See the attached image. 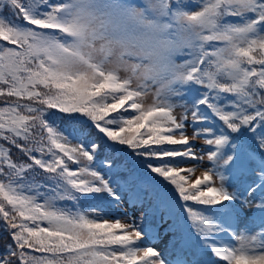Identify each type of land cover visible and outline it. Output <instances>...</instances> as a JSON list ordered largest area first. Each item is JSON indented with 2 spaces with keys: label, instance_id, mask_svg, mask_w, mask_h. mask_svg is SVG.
<instances>
[{
  "label": "snow or ice",
  "instance_id": "obj_1",
  "mask_svg": "<svg viewBox=\"0 0 264 264\" xmlns=\"http://www.w3.org/2000/svg\"><path fill=\"white\" fill-rule=\"evenodd\" d=\"M0 98V264H264V0H0ZM205 155L195 179L175 159ZM146 178L191 221L173 259L143 220L83 206L139 198Z\"/></svg>",
  "mask_w": 264,
  "mask_h": 264
},
{
  "label": "trees",
  "instance_id": "obj_2",
  "mask_svg": "<svg viewBox=\"0 0 264 264\" xmlns=\"http://www.w3.org/2000/svg\"><path fill=\"white\" fill-rule=\"evenodd\" d=\"M259 67V66H257ZM3 98H0V102H2ZM115 115V114H114ZM127 115V113L125 114ZM56 120L58 122H61L62 127H66L65 124L61 121V115L59 113L56 114ZM145 131V130H141ZM75 143V141H73ZM121 148V151L116 152L112 155H114V158L118 161H121L123 164V167L121 169L122 175L124 177H128L129 173H132L133 175L140 177L143 173V169L140 167L141 160L139 157H136L134 154H131V150L127 149L126 146H118ZM162 147L166 148H180L182 146L180 145H164ZM109 153L111 154V150H109ZM47 158V157H45ZM12 159L20 162L22 160H26L27 158L17 149L12 148ZM177 161H180V166H189L190 163L196 162V161H183L181 158H175ZM70 167L73 169H76L79 167V165H73L71 162H68ZM86 163V161L81 158V165ZM155 163V161H154ZM37 172H40L41 170L37 169ZM31 176V173L29 174ZM48 175L41 173L40 176L36 177V179L40 180L43 178V176ZM151 178H146L144 180L143 187L147 190L148 194L141 193L139 198L133 197L131 200L129 199V192L125 191L121 193L122 200L119 202V204L113 203L110 199L103 201L102 204L95 200H89L84 199L83 200V206L87 207L88 205H92L93 207L96 206H102L105 208V211L109 215V217L112 218H119L122 219L123 222H134L137 225H141V221L143 220V225L145 227H148L152 230V235H156V233L159 231V226H163V224H160L162 220H167L169 218V211H170V205H161L156 199L155 192H166L167 196L177 204L178 210H181L180 205L183 204V201H180L178 198V195L174 192L171 185H165V184H150ZM48 183V182H45ZM47 190V189H45ZM136 189L133 188L132 192H135ZM189 206L193 207V209H202L203 206L196 205L194 202H187ZM62 205L67 206L71 209L72 202L70 201H64L62 202ZM134 211H138L139 213L136 215H133ZM135 213V212H134ZM180 214V220L182 223L185 224L186 230L183 231L184 235L186 237L189 236V233L191 232L190 224L191 221L186 220L184 217H182ZM151 216H153V219H151ZM186 217V213H185ZM151 220L154 224H151ZM187 221V223H185ZM158 224V227H155L157 229L154 230V225ZM3 221L0 220V251H3L5 246L12 243L11 237L9 236L8 232L4 230L2 227ZM153 227V228H152ZM175 230L178 228L177 225H174ZM165 231L167 229H164ZM196 244V243H195ZM200 254H205V252H200ZM39 255V253H37Z\"/></svg>",
  "mask_w": 264,
  "mask_h": 264
},
{
  "label": "rangeland",
  "instance_id": "obj_3",
  "mask_svg": "<svg viewBox=\"0 0 264 264\" xmlns=\"http://www.w3.org/2000/svg\"><path fill=\"white\" fill-rule=\"evenodd\" d=\"M125 75L123 72L121 73V76ZM154 91V89H153ZM154 97L153 95L150 93L149 95H147L145 97L144 103L145 105H150L153 101ZM182 110L180 108H177L174 112V115H181ZM187 134L189 136L192 135L193 129L192 127H188L187 128ZM196 147H195V151L197 152V155H200L202 152L206 153L207 151V147L204 143L203 140H197L195 142ZM190 165H199V167L197 168V171L195 172V175L192 177V179H195L196 176L200 175V172L202 170H204L205 168L208 167H212L211 162H209L206 158L205 155V159L203 161H196L193 163H190ZM168 197V196H167ZM169 201H170V211H169V218L167 220H162L160 222V224H163V226H159V231L156 233V235L153 236V240H152V246L158 250H160L162 253L165 254V256L169 259H173L175 257V251H174V247H175V242L173 241V236L174 235H178L179 232H183L186 230L185 224L181 222L180 220V211L178 210L177 204L174 203L173 201H171V199L168 197ZM135 212V213H134ZM133 215L138 214V211H134ZM151 219H153V216H151ZM127 223H132V222H127ZM155 221L153 222V220H151V224H154ZM234 222V226H235ZM177 225L178 228L175 230L174 227L170 229V226H174ZM155 227H158V224L154 225V230L157 229ZM153 228V227H152ZM164 229H167L166 231ZM238 230L242 231L243 227H239ZM222 242H227L229 241V237L227 235H225L224 239L221 240ZM190 243L192 245H195L196 241L194 239V237L190 238ZM201 257H203L205 260H211V259H217L218 258H213L211 256V253H205V254H200ZM218 264H226V262L223 261H219Z\"/></svg>",
  "mask_w": 264,
  "mask_h": 264
}]
</instances>
